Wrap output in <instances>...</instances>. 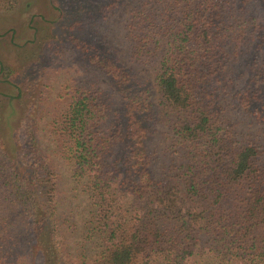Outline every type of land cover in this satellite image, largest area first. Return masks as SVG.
<instances>
[{
	"label": "trees",
	"instance_id": "16d2710c",
	"mask_svg": "<svg viewBox=\"0 0 264 264\" xmlns=\"http://www.w3.org/2000/svg\"><path fill=\"white\" fill-rule=\"evenodd\" d=\"M29 2L0 0V264H264V148L234 119L264 127V0H139L126 54L101 29L127 0ZM74 63L107 85L53 93Z\"/></svg>",
	"mask_w": 264,
	"mask_h": 264
},
{
	"label": "rangeland",
	"instance_id": "374dc122",
	"mask_svg": "<svg viewBox=\"0 0 264 264\" xmlns=\"http://www.w3.org/2000/svg\"><path fill=\"white\" fill-rule=\"evenodd\" d=\"M30 4L33 5V7L36 10L35 14H39L41 13L40 9V5H37V0H29ZM139 0H127V2L125 4H123V6L121 8H119L118 10H116L106 21L104 27L101 29V35L108 41V43L110 44V46L113 47V49H115L116 51L122 53V54H126V52L128 51V40L126 39L125 36V26L126 23L129 19L130 16V12L131 10L137 5ZM24 11V9H21ZM36 15V16H37ZM26 16H21L20 15V19L18 17H10L9 20L12 21H17V23L19 24L21 21H24L23 19ZM22 23V22H21ZM0 26H7L6 28L10 27V23L6 22L3 25V21L2 19L0 20ZM54 31V28L52 25H48L42 28V30L40 31L41 33V37H39V41H42L44 38H49L50 35H52ZM26 37L22 38V41L25 40ZM21 41V42H22ZM15 51V49L13 50ZM21 55H24L23 53ZM69 66V72L67 74H65L63 77L58 78V80L56 81V83L54 84V91L53 93H56L57 90L59 89V87L61 85L64 84V82L72 75L78 74V75H91L92 77L96 78V80L101 84V85H107V82L105 81V79L97 72H90V70H88L87 68H81L78 67V65H76V63L74 64H67ZM158 68V62L153 61V62H147V63H135L134 64V69L136 71V73L144 79H149L151 82L154 81V75L155 72L157 71ZM8 110L3 111V122H5V126L8 128L9 132H11L10 130V123L12 121V116L10 115L12 113V104L8 105ZM235 121L238 123V127H243L245 128V130L247 132H251L253 133L256 137L259 138L261 147L264 148V127L263 126H259L254 124L253 122H250L249 120H247L246 118H234ZM240 124V125H239ZM239 127V128H240ZM64 176L66 175V173L63 174ZM67 177V176H65ZM68 181L66 183V185L64 186V194L66 196V193H70V189L67 185H68ZM78 192V191H77ZM74 193V192H71ZM86 208V202H84V197L83 196H78L77 199H71L69 198L68 201H64L61 204V209H60V218L62 220H65L66 222H64V227L65 230L67 231H71V229H69V225L71 223L75 224L76 227L78 228V225L82 222V220H84L85 216H86V211L84 210Z\"/></svg>",
	"mask_w": 264,
	"mask_h": 264
}]
</instances>
